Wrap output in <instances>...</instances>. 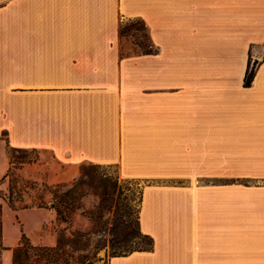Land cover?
I'll list each match as a JSON object with an SVG mask.
<instances>
[{
	"label": "crops",
	"instance_id": "crops-1",
	"mask_svg": "<svg viewBox=\"0 0 264 264\" xmlns=\"http://www.w3.org/2000/svg\"><path fill=\"white\" fill-rule=\"evenodd\" d=\"M11 149L143 182L153 249L93 264H264V0H0V186ZM0 207L2 264L55 245L53 206Z\"/></svg>",
	"mask_w": 264,
	"mask_h": 264
},
{
	"label": "rangeland",
	"instance_id": "rangeland-1",
	"mask_svg": "<svg viewBox=\"0 0 264 264\" xmlns=\"http://www.w3.org/2000/svg\"><path fill=\"white\" fill-rule=\"evenodd\" d=\"M122 28L125 50L142 53L149 47L141 20H126ZM250 59L251 67L260 64ZM9 154L11 168L0 186V197L14 207L53 206L56 210L57 196L70 190L67 200L72 204L63 208L66 219L57 214L55 245L63 243L72 263H98L126 249L148 248L138 222L141 180L122 177L114 165L83 163L76 174L70 172L64 180L50 182L58 178L61 167L52 168L49 152L11 149ZM21 264L41 263L30 258Z\"/></svg>",
	"mask_w": 264,
	"mask_h": 264
},
{
	"label": "trees",
	"instance_id": "trees-1",
	"mask_svg": "<svg viewBox=\"0 0 264 264\" xmlns=\"http://www.w3.org/2000/svg\"><path fill=\"white\" fill-rule=\"evenodd\" d=\"M121 33H123V28H121ZM251 59L248 63V68L246 72V76L244 79L245 86L249 87L252 85L253 80L255 78L258 66L251 67ZM57 187H60L58 185ZM70 191V190H69ZM69 191L63 192L57 196L58 201L56 202V211L60 218L66 219L65 212L63 208L68 207L69 204L72 202H68L67 196ZM76 199L73 197L72 200ZM11 205V204H10ZM11 207H14L11 205ZM139 222V218H138ZM140 235L144 240L149 241L148 248H133L130 250H124L122 253H115L112 256H119V255H128L134 251H143V250H152L154 246V239L147 235L140 232ZM6 249V247L2 243V218H1V207H0V253ZM67 254L65 253L64 246L62 242H59L57 245L54 246H42V245H34L30 239L27 237L26 234H23L21 242L18 246L14 248V264H21L23 261L33 258L40 262L41 264H74L71 262ZM0 264L1 256H0ZM93 264V262L89 263Z\"/></svg>",
	"mask_w": 264,
	"mask_h": 264
}]
</instances>
